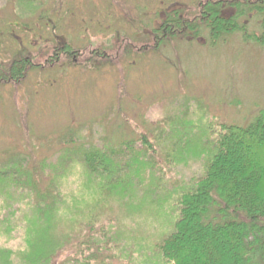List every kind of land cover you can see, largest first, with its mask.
Masks as SVG:
<instances>
[{"label": "rangeland", "instance_id": "obj_1", "mask_svg": "<svg viewBox=\"0 0 264 264\" xmlns=\"http://www.w3.org/2000/svg\"><path fill=\"white\" fill-rule=\"evenodd\" d=\"M216 1L0 0V163L29 155L34 162L47 159L56 164L68 147L56 141L67 140L70 130L77 137L72 147L101 148L134 138L133 124L150 139L162 120H189L196 126L190 129L195 137L208 120L248 123L264 111V44L250 37L262 32L259 18L240 17L237 27L243 25L244 30L236 27L214 38L203 28L192 37L162 38L156 31L161 11L180 3L187 9L184 15L194 17L206 2ZM222 1L227 7L235 0ZM17 58L7 74L4 67ZM135 145L141 146L138 139ZM166 153H160L159 164L165 179L188 182L199 175L198 160L168 166ZM61 169L66 177L57 184L63 205L44 230L56 237L73 234L72 222L80 213H70L71 206L83 205L84 219L92 216V222L98 211V206L88 211L94 205L90 193L72 202L74 195L85 193L83 180H91L83 167L70 164ZM3 192H11L13 199H0V264H20L21 259L24 264L30 250L24 217L35 209L36 200L30 197L33 192L28 197V189L14 185ZM117 221L113 215L93 230L82 225L84 235L64 245L55 255L56 264L161 262L145 247L136 252L137 246L121 234L127 228ZM36 230L33 237L38 238L43 231Z\"/></svg>", "mask_w": 264, "mask_h": 264}, {"label": "trees", "instance_id": "obj_2", "mask_svg": "<svg viewBox=\"0 0 264 264\" xmlns=\"http://www.w3.org/2000/svg\"><path fill=\"white\" fill-rule=\"evenodd\" d=\"M227 5L222 0L206 2L200 14L191 17L189 13L184 15L187 9L179 3L161 11L156 31L162 38L175 34L192 37L201 28L213 38L223 31L225 34L235 29L237 19L246 13L237 2ZM227 9L234 10L230 18L225 16ZM256 40L264 44V31ZM18 59L4 67L7 74ZM168 121L154 126L150 139L146 131L133 124L134 138L101 148L72 147L77 137L70 130L67 140L56 141L68 146L56 164L47 159L34 162L29 155L20 156V161L12 157L0 163V199L12 201L13 194L3 190L14 185L28 189V197L33 192L30 197L34 195L36 200L35 209L31 208L24 217V240L30 247L24 264H56L55 255L64 245L84 235L82 225L93 230L96 223L113 215L118 226L127 228L121 234L137 246L135 251L147 248L159 255V264H264V111L242 125L208 120L200 132L197 130L198 137L190 130L195 131L196 126L189 120ZM137 139L139 147L135 145ZM162 151L167 152L168 166H178L190 158L198 160L199 175L188 182L165 179L159 166ZM70 164L82 166L91 178L83 180L85 193L74 195L72 202L77 196L75 202L90 193L94 205L88 211L93 212L98 206L97 216H93V222L92 216L84 219L85 207L71 206L70 213H80L72 222L73 234L49 236L44 230L50 228L52 214H59L63 205L57 180L66 177L61 168ZM36 213L41 217H35ZM36 229L43 231L38 238L33 237ZM80 247L77 241L76 248ZM71 255L74 258L75 252Z\"/></svg>", "mask_w": 264, "mask_h": 264}, {"label": "flooded vegetation", "instance_id": "obj_3", "mask_svg": "<svg viewBox=\"0 0 264 264\" xmlns=\"http://www.w3.org/2000/svg\"><path fill=\"white\" fill-rule=\"evenodd\" d=\"M237 3H239L240 6L243 5L244 8H245L244 10H246V13L245 14L243 13V15H241L240 17H245L246 16V18H248L250 16L251 17L257 16L259 18V20L257 22V25H260L261 27L259 26V29L264 31V0H240ZM233 14H234V11H228L227 17H229V16H231ZM229 18H228V20H229ZM246 21L247 20H245L243 22V24H245ZM235 24H237V23H235ZM238 29L239 30H244L243 29V25L240 26V28H238ZM248 37H249V35H248ZM250 37H253L254 40H256V37H258V35L257 36H250Z\"/></svg>", "mask_w": 264, "mask_h": 264}]
</instances>
